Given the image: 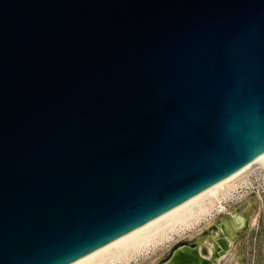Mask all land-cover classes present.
<instances>
[{
	"label": "water",
	"instance_id": "water-1",
	"mask_svg": "<svg viewBox=\"0 0 264 264\" xmlns=\"http://www.w3.org/2000/svg\"><path fill=\"white\" fill-rule=\"evenodd\" d=\"M263 151L264 0H0V264H67Z\"/></svg>",
	"mask_w": 264,
	"mask_h": 264
},
{
	"label": "bare ground",
	"instance_id": "bare-ground-1",
	"mask_svg": "<svg viewBox=\"0 0 264 264\" xmlns=\"http://www.w3.org/2000/svg\"><path fill=\"white\" fill-rule=\"evenodd\" d=\"M256 164L264 172V151L214 184L67 264H130L146 257L150 259L145 264H174L175 251L164 260L165 253L153 252L185 233L188 243L180 244L176 252L189 256L190 264H204L205 257L209 264H247V230L256 220L260 193L243 188L248 184L247 172Z\"/></svg>",
	"mask_w": 264,
	"mask_h": 264
},
{
	"label": "rangeland",
	"instance_id": "rangeland-1",
	"mask_svg": "<svg viewBox=\"0 0 264 264\" xmlns=\"http://www.w3.org/2000/svg\"><path fill=\"white\" fill-rule=\"evenodd\" d=\"M248 184L244 187V192L249 190H255L260 193V206L258 208V213L256 220L249 226L247 230V252L248 261L247 264H264V172L259 164L254 165L247 172ZM242 187L239 188L241 190ZM243 191H240V193ZM186 238V233L184 235L176 236V238L171 242L167 243L162 248L153 252V255L158 252L165 253V257L171 250V248L178 242ZM162 257V258H163ZM150 257L139 258L138 260H133L130 264H145ZM176 261H179L176 258ZM179 264H190L189 261H182Z\"/></svg>",
	"mask_w": 264,
	"mask_h": 264
}]
</instances>
